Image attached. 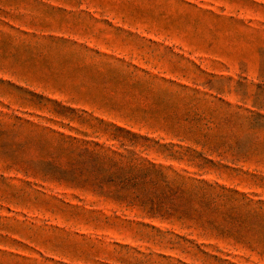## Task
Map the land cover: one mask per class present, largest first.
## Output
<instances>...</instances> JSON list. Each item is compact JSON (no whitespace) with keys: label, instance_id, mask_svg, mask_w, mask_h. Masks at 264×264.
<instances>
[{"label":"rangeland","instance_id":"obj_1","mask_svg":"<svg viewBox=\"0 0 264 264\" xmlns=\"http://www.w3.org/2000/svg\"><path fill=\"white\" fill-rule=\"evenodd\" d=\"M0 264H264V0H0Z\"/></svg>","mask_w":264,"mask_h":264}]
</instances>
